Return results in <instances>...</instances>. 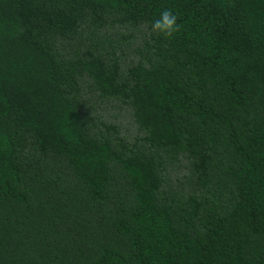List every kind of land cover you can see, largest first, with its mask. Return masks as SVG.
Masks as SVG:
<instances>
[{
  "label": "trees",
  "instance_id": "1",
  "mask_svg": "<svg viewBox=\"0 0 264 264\" xmlns=\"http://www.w3.org/2000/svg\"><path fill=\"white\" fill-rule=\"evenodd\" d=\"M0 264H264V0H0Z\"/></svg>",
  "mask_w": 264,
  "mask_h": 264
},
{
  "label": "clouds",
  "instance_id": "2",
  "mask_svg": "<svg viewBox=\"0 0 264 264\" xmlns=\"http://www.w3.org/2000/svg\"><path fill=\"white\" fill-rule=\"evenodd\" d=\"M178 14L172 8H162L151 22V31L165 39L174 38L179 31Z\"/></svg>",
  "mask_w": 264,
  "mask_h": 264
}]
</instances>
